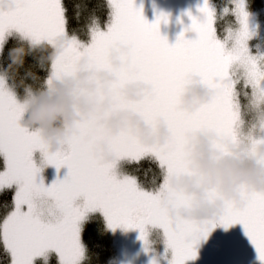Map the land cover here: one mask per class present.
Wrapping results in <instances>:
<instances>
[{
  "label": "snow or ice",
  "instance_id": "6c2138e0",
  "mask_svg": "<svg viewBox=\"0 0 264 264\" xmlns=\"http://www.w3.org/2000/svg\"><path fill=\"white\" fill-rule=\"evenodd\" d=\"M104 4L109 15L102 27L100 5L92 0H72L71 19L65 0H0V57L7 49V62L0 63V194L16 186L0 219L3 264H35L37 259L49 264L52 253L57 264H80L85 258L81 221L94 210L109 228L139 229L146 251V226L159 228L165 252H171L168 264L195 259L199 241L217 225L240 223L264 264V190L241 185L239 197L230 198L210 189L204 202L222 201L219 211L195 218L172 213L173 208L197 203L167 180L194 174L189 146L201 135L221 155L245 140L251 146L248 155L264 164V156L256 152V145L264 144V55L250 54L246 43V0H228L219 17L209 0H203L202 21L189 13L192 22L186 31L196 37L186 39L182 31L173 44L160 34L162 16L149 23L133 0ZM227 15L238 27L227 26L221 38L217 20ZM21 45L27 52L13 62L12 52ZM35 68L44 75H37ZM82 71L94 86L77 81L78 94L98 102L109 96L111 104L75 121L61 141L63 147L51 151L38 130L21 123L25 97L46 87L50 91L54 81L75 79ZM103 72L114 78H102ZM139 83L149 88L140 99H128L123 90ZM193 85L204 87L207 98L194 108L182 107V97ZM119 111L138 115L149 135L157 134L161 125L167 135L148 142L130 126L112 131L102 121ZM37 151L39 164L34 160ZM145 159L155 162L160 173L152 188L124 167ZM45 165L57 171L66 167L67 172L46 186L42 177L37 179Z\"/></svg>",
  "mask_w": 264,
  "mask_h": 264
},
{
  "label": "clouds",
  "instance_id": "9594fccd",
  "mask_svg": "<svg viewBox=\"0 0 264 264\" xmlns=\"http://www.w3.org/2000/svg\"><path fill=\"white\" fill-rule=\"evenodd\" d=\"M27 48L19 47L13 50L11 60L20 62ZM113 63L120 61L113 57ZM89 73L82 71L77 78L64 81H54L49 91L46 87L32 96H26L27 108L21 123L31 129L38 130L42 138L47 142L51 151L63 147L61 141L70 130L73 123L82 119L97 107L106 109L111 104V98L105 96L102 101L89 99L78 94L77 81L84 82L88 87ZM100 76L104 79H113L112 73L103 72ZM149 88L145 83L131 85L125 88L124 94L128 99H140L143 92ZM207 90L200 85H193L182 97V107L194 108L198 103L207 98ZM102 123L112 131L120 127L130 126L142 139L151 142L156 139L163 140L167 135V129L161 125L155 135H149L147 126L140 117L130 111H119L111 114ZM250 144L241 140L230 148V154L221 155L209 145L208 138L201 135L194 145L189 146V167L193 175H171L167 177L168 183L177 189L191 194L197 206L191 208L171 209L172 213L182 216L202 218L211 216L219 211L222 201L205 203V195L208 190L216 189L223 196L230 198L239 197L241 185L250 188L264 190V164L258 163L255 157L248 155ZM256 152L264 156V144L256 145ZM105 159L110 154L103 150L101 152Z\"/></svg>",
  "mask_w": 264,
  "mask_h": 264
},
{
  "label": "rangeland",
  "instance_id": "374dc122",
  "mask_svg": "<svg viewBox=\"0 0 264 264\" xmlns=\"http://www.w3.org/2000/svg\"><path fill=\"white\" fill-rule=\"evenodd\" d=\"M133 3L135 7L141 9L142 15L149 23L156 20L157 16H162L159 31L161 36L166 37L169 44L175 43L177 36L182 31L186 39L196 37L194 31H186L192 22L189 13L200 21L204 19L203 14L199 12L203 0H133ZM247 11L249 13L250 37L246 43L250 54L264 55V4L260 8L252 11L247 9ZM163 17H167L166 22ZM229 25L233 28L238 27L232 15L231 21L225 28ZM241 102L244 103L243 97H241ZM40 159V154L37 151L34 153V160L39 164ZM66 172V167H61L57 171L54 165H45L37 179L42 177L47 186L57 177L63 178ZM12 188L15 191L16 186L13 185ZM97 211L102 215L99 210ZM89 212L85 214V219ZM83 221H81V228ZM107 228L115 248V256L108 264H152L153 261L155 264H168V260L171 259L170 250L165 252L162 232L155 226H146L149 240L147 251L144 242L139 239V229L128 228L125 230L121 227L112 229L108 226ZM185 264H262V262L259 261L255 247L246 235L243 225L236 223L227 228L222 225L214 227L206 239L199 241L196 258L187 260Z\"/></svg>",
  "mask_w": 264,
  "mask_h": 264
},
{
  "label": "trees",
  "instance_id": "16d2710c",
  "mask_svg": "<svg viewBox=\"0 0 264 264\" xmlns=\"http://www.w3.org/2000/svg\"><path fill=\"white\" fill-rule=\"evenodd\" d=\"M228 2V0H210L211 6L214 7L217 11V15L219 17L221 8ZM93 4H99L100 8L98 9L97 15L100 18L101 26L103 27L104 23L108 19L109 10L104 4V0H92ZM66 6L69 8L68 15L71 19L72 15V0H65ZM264 4V0H246V6L249 11H252L256 8L262 7ZM87 16V13L84 14ZM231 21V15L224 16L223 18H218L217 20V32L223 37L224 28ZM81 24L84 23V19L82 18L80 21ZM72 26L75 27V22H72ZM263 27H264V15H263ZM264 38V31H263ZM12 47V43L10 41L8 48ZM21 47H24L21 45ZM40 55L47 56V52H41ZM23 57V56H22ZM7 62V49L4 53L3 57H0V63ZM28 64L32 63V60L29 59ZM27 67V65H26ZM37 75L43 76L44 70L40 68L33 69ZM23 71V70H22ZM26 83L32 84L34 87L39 86V82L27 80ZM125 170L136 175L139 179L140 183L146 188H152L155 186L154 178L159 179V169L155 162L145 159L142 160L139 164H131L125 165ZM13 188L6 190L5 193L0 194V219H2L4 215V202H11V197ZM81 240L83 246L85 248V258L80 262V264H108L112 257L115 256V248L112 240V236L107 228V224L103 216L97 211L89 212L86 219L83 221L81 228ZM50 262L49 264H57L55 254H50ZM0 264H3V256L0 254ZM35 264H41V261L37 259Z\"/></svg>",
  "mask_w": 264,
  "mask_h": 264
}]
</instances>
